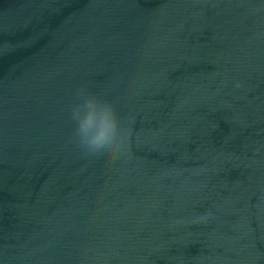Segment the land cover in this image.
<instances>
[{"label":"water","instance_id":"95a60500","mask_svg":"<svg viewBox=\"0 0 264 264\" xmlns=\"http://www.w3.org/2000/svg\"><path fill=\"white\" fill-rule=\"evenodd\" d=\"M0 264H264V0H0Z\"/></svg>","mask_w":264,"mask_h":264},{"label":"clouds","instance_id":"9594fccd","mask_svg":"<svg viewBox=\"0 0 264 264\" xmlns=\"http://www.w3.org/2000/svg\"><path fill=\"white\" fill-rule=\"evenodd\" d=\"M76 96L81 102L71 109L75 125L73 137L85 158L120 152L125 145V129L112 105L83 89L78 90Z\"/></svg>","mask_w":264,"mask_h":264}]
</instances>
